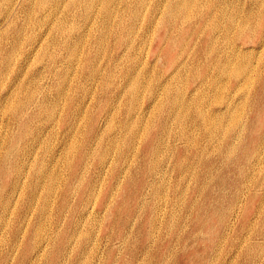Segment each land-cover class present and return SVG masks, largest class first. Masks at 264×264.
I'll list each match as a JSON object with an SVG mask.
<instances>
[{"label": "rangeland", "instance_id": "1", "mask_svg": "<svg viewBox=\"0 0 264 264\" xmlns=\"http://www.w3.org/2000/svg\"><path fill=\"white\" fill-rule=\"evenodd\" d=\"M7 1L0 0V54L9 56L15 27L22 25L24 30H21L17 38L19 41L16 43L14 55H10L8 70L6 68L4 76L6 78L3 77L5 81L2 80L3 85L0 84V165L7 161L14 164L18 161L20 165L22 159V162L29 164L30 171H33L35 161L42 160L40 149L46 144L49 155L45 164L50 175L46 176L47 187H38L37 196L30 202L27 201L26 190L32 177L25 175L27 166L20 169V172L13 168L11 170L10 178L13 180L17 174L21 180L18 188H11L7 178L0 179V264H30L29 259L32 258L36 245L44 246L43 251L47 254L40 249L33 264H116L131 255L135 256V260L140 264H149L148 261L154 260L161 264H264V236L257 238L251 232L222 233L221 238L218 234L219 226L215 225L212 234L207 230L208 223L214 226L220 218L218 213L210 210L208 201L217 197L222 200L224 207H227L229 201L228 195L222 198L223 188L219 186V182L225 180L227 187L228 180L241 179L243 175L237 173L241 154L252 153L251 145L254 149L258 148V141L250 142L251 130L256 126L258 118V111L253 108L252 100L259 89L258 77L264 73V41L257 34L252 35L253 38L251 35L240 38L238 26L241 25L247 30L249 27L257 29L264 26V2L260 4L259 0H238L237 4L223 5L216 0H191L192 5L188 11L191 19L183 22L184 29L169 26L168 31L172 35L166 43L161 40L159 44L157 39L162 35L159 26L158 29L154 27L150 34V30L148 33L144 31L147 6L142 8L139 21L133 26L130 22L133 10L131 0L122 3L124 12L120 19L121 24L119 28L114 29L113 34L119 31L114 35L116 39L127 38L128 42L124 45L121 55H124L125 59H135L133 68L136 71L139 68L145 70V78L151 82L150 87L142 88L138 96L140 109L137 114L138 118L142 117V121L139 123L134 116L136 125L131 133H128L129 128L124 129L119 123L124 117L119 109L120 103L111 107L105 102L113 97L108 89H104L106 81L109 80L107 74L111 76L110 79L114 77V82H118L126 68V65H121L122 61L112 60L113 35L107 37L106 44L97 47L95 44L94 47L99 50L94 55L97 56L94 63L99 73L92 78H85L86 73L80 72L77 58H83L88 41L81 39L84 46L80 45L75 49V56L70 57V63L64 56L59 59L57 54L60 48L55 43H48V37L44 35L49 25L34 26L30 22L34 14L31 13L30 18L25 19L27 13L19 10L20 2L22 7L26 5V9L33 10L37 0H29L26 3L23 0H10L11 4L15 2L12 17H8L5 12ZM179 1L169 2L176 4ZM69 10L67 0H60L55 21L59 16L61 23L64 19L63 25L60 24L62 33L65 30L70 32L72 26L71 20L64 18V14L69 13ZM165 11L164 8L157 12L154 25L165 16ZM210 12L216 14L214 26L211 25ZM196 14L202 17L198 19ZM229 15L234 18L231 22ZM200 20H203L202 30L199 29L195 36L189 35L186 32L190 29L188 23L197 25ZM52 21L53 19L51 23ZM115 23L114 21L113 24ZM33 33L39 39L35 48L25 54L28 35ZM210 33L214 37L212 41L205 38ZM41 38L42 44L39 41ZM53 38L58 40V31L53 32ZM229 43L237 49L236 52H247L243 66L248 68V88L245 90L246 82L243 79H240L236 86H232V77L216 80V76L212 77L217 84L216 89L204 86L201 89L193 88L202 77H207V71L201 68L203 62L208 64L214 57L209 53L206 58L204 50L209 46H214L216 51L219 48L225 49ZM162 46L167 47L169 51L167 58L161 53L155 58L157 56L152 54V49L157 47L160 52ZM179 53L182 54L179 59L182 63L185 62L184 68L179 78L172 77L173 84L170 83V86L181 87L184 98L191 96V100L195 99L192 103L194 109L206 113L223 109L224 103L229 102V113H238L239 117L238 121L232 122L229 134L216 132L209 136L206 128L194 122L195 114L181 121L171 119L167 122L166 129H163L160 126L162 119L159 110L148 107L151 100L153 104L157 100H163V93L157 89L173 71L172 61L169 60ZM51 55H57L55 62L51 61ZM85 56L92 57L90 54ZM177 62L174 63L175 66ZM18 68L22 74L18 72V83L13 84V74ZM51 68L56 70L51 71ZM20 83L21 86L17 88ZM29 91L35 96L34 100L46 99L47 109L52 107L53 117L46 119L42 112L39 118L20 128L12 108L22 100H25L26 107L33 108L30 100L26 98ZM71 104L76 111H73L71 118L63 120L64 114L70 116L71 109L68 106ZM106 104L113 110L116 109V116L105 119L100 124V145L109 143L108 138L112 136L116 140L113 143L115 148L106 151L104 165L98 169L97 156L102 148L98 144L95 147L93 129L98 124L95 119L104 114L102 112L105 110L102 108L106 107ZM99 109H102V112H99ZM89 116L93 117L94 121L88 132ZM25 129H37L38 137L33 140L31 148L23 146L26 140L24 138L17 140V144L12 147L10 142L13 135L16 137L17 133ZM155 133L158 134V141L148 148ZM224 139L237 143V149L227 152ZM83 144L94 146L95 150L86 156L84 166L78 167L76 161L72 162L76 166L75 169L77 168V177L70 173L68 166L74 153L73 149ZM120 151L122 158L117 159ZM226 155H229L228 160H225ZM251 158L252 166L246 172L251 177L247 186H252L258 196L255 202H252L249 215L242 218L241 224L248 225L256 221L257 230L263 231L264 209L262 210L261 206L264 207V152L260 150ZM208 163H211L210 167L207 166ZM47 188L49 196L45 200L43 197ZM193 202H197V206L189 205ZM254 209L260 210L259 214L262 212L260 218ZM76 233L78 234L75 235ZM217 245H220L218 249Z\"/></svg>", "mask_w": 264, "mask_h": 264}, {"label": "bare ground", "instance_id": "2", "mask_svg": "<svg viewBox=\"0 0 264 264\" xmlns=\"http://www.w3.org/2000/svg\"><path fill=\"white\" fill-rule=\"evenodd\" d=\"M27 1H29V0H23V2H25V3ZM169 1L171 2V0H152L151 2H150V0H131V4L133 5V7H132L133 10H132V15H131L132 19L130 20L131 24L133 26H135L138 23L140 14L143 11L142 8L147 6V9L145 10V14H144L146 16L145 21L143 23L144 31L146 33H148L147 31L150 30V32L148 33V34H150L152 32V30L154 29V27L157 28L159 26V29L161 28L162 35H160V37L157 39V42L159 44V42L161 40H163L166 43L168 41V39L170 38V36L172 35V33H170V31H168L169 26L170 27L176 26V27H179L181 30H183L184 29L183 22L189 21L191 19L190 14L188 12L189 8L192 5L191 0H180L176 4L170 3ZM216 1L220 2L223 5L231 4V3L237 4V2H238V0H216ZM250 1H252V0H250ZM7 2L8 3L6 5L7 8H6L5 12H7L6 15L8 17H12L11 13L13 12V8L15 7L14 6L15 2L13 1L12 4L10 3V0H8ZM127 2H128V0H67V5H68V7H70V10H69V13L64 14V16H65L64 18L65 19L69 18L71 20L70 22H72V26L69 29L70 32L65 30L63 33L61 32L62 27L60 26V24L63 25L64 19H62V23H61V18L59 16L57 18V20L55 21L56 13L58 12L60 0H37L36 8H34L33 10L32 9H26V5L24 7H22V2H20L19 3V10L22 13L23 12L27 13L26 17H24L25 19L26 18L29 19L31 16V13L34 14L33 18L31 17L32 20L30 21L34 26L44 27V26L49 25L46 32L44 33V35H46L48 37V43H50V42L55 43L56 46L58 48H60V49H58L60 51L57 54L59 56V59L64 56L63 58H65V59L67 58L68 63H70V57L75 56V49L80 45H81V47L84 46L81 39H85L86 41H88V46L85 50V54H84L83 58L82 57L77 58V60L79 61V64H80V66H79L80 72L82 74L86 73L84 75L85 78H87V77L92 78V76L94 77L99 73V71L97 70L96 65L94 63V58L97 57V56L94 57V55L97 54V52L99 50V48L97 49L94 47L95 44H96V47L100 46L101 44H106V40L111 35H113V40H114L113 53H114V56H113L112 60L116 61V62L122 61L121 65H126L125 66L126 68L124 71H122V73H121L122 75H120L118 82H114V80H113L114 77H112L110 79L111 76L109 74H107V76L109 77V80L106 81L104 89H108L109 93L113 97L110 100L105 101V102H107L109 105H111V107H114L115 104L120 103L119 109L122 110L124 117L119 121V123L121 126H123L124 129L129 128L128 133H131L133 126L136 125L134 116L137 117V120L139 121V123H140V121H142V119H140L142 117L138 118V114H137L138 110L140 109L138 106V102H139L138 96H139L142 88L150 87L151 82H149L145 78V73H146L145 70H142L139 68L136 71L133 68V67H135V63H134L135 59H132L131 57H128L127 59H125L124 55H121V53H123L124 45H126V43L128 42L127 38L122 37V39H119V38L116 39L114 35L118 34L116 32H119V31H116L113 34L114 29L116 27L119 28V24H121L120 19H122V14L124 12V9L121 7V4L122 3L125 4ZM168 2H169V4H167ZM263 2H264V0H259L260 4H262ZM45 4H48V5H45ZM203 4H204V2H203ZM250 5H251V3H250ZM223 7H225V6H222V8ZM237 7H239V6H237ZM164 8L166 10L165 16L162 19L157 20V24L154 25L153 21L155 19L157 12L159 10H164ZM215 8H213V9H215ZM192 14H195V13H192ZM221 15H223V14H221ZM201 17L202 16L197 15L198 19H200ZM211 17H212L211 25L214 26V22L217 19L215 12L211 13ZM232 18L233 17L231 15H229V19H230L229 21L230 22L232 21ZM52 19H53V21L51 23ZM77 20H80L82 23L79 24V22ZM114 21L116 22L115 24H113ZM202 21L203 20H200V22L197 25L189 22L188 25L190 26V29H189V31L186 30V32L189 35H194V36L196 34H198L199 29L202 30V24H203ZM22 22H24V21H22ZM50 23H51V25H50ZM81 27H84V28H81ZM238 27H239L238 28L239 29L238 36L240 38L250 37V35L254 36L255 34H257V36H259V38H261V40L264 41L263 40L264 39V26L258 27L257 29L255 27H253V28L249 27L248 30L243 29V27L241 25ZM5 28H7V27L5 26ZM215 28L216 27H214V29ZM21 30H22V25H19V26L15 27V29H14L15 36H13L14 41L11 45L12 47H10L9 56H4L3 54H0V84H2V80H4L3 77L5 76V73L8 70L7 66L9 65V61L11 58L10 55L13 54L14 49L16 47V43H17V41H19L17 38H18V36H20L19 34L21 33ZM55 31L59 32L58 40H55L53 38V32H55ZM232 31H234V30H232ZM230 33H232V32H230ZM28 36H29V38H28L29 41H28L27 47L24 50L25 54L30 53V51L35 48V45L37 44V39H39L38 37H36L35 33H33L32 35H28ZM253 36H252V38H253ZM22 37L23 36H21V38ZM212 37H213V35L210 33L205 38L207 40L211 39V41H212L214 38V37L213 38ZM41 40H43V39L41 38L39 41H41ZM39 41H38V43H39ZM42 42L43 41H41V44H42ZM230 42H232V40ZM259 43H261V42H259ZM17 46H19V45H17ZM161 49L162 50L160 52H159L160 49L159 48L157 49V47H156V49H152V54L155 56H157V55L159 56L161 53V55L164 54L165 55L164 57L167 58V56L169 54L167 47L162 46ZM164 49H166V50H164ZM236 50L237 49L233 45H231L230 43H229L228 47H225V49L219 48V49H217V51L215 50L214 46H209V48H206L204 50V56L207 58L209 53H211L214 56L209 61L208 64H206V62L204 61L202 66H201V68H203V71H207V77H205L207 79L202 77L199 80V82L193 88L197 87L198 89H201L204 86V87H209V88L214 87L216 89L217 84H215V82L213 81V79L216 76V80L218 78L221 79L224 77L225 78H231L232 77L234 79V85H232V86H236L238 84L239 80L243 79L246 82L244 85V88L246 90L249 86L248 82H247L249 77H248V74L246 73V70H248V68L243 66V62L246 59L245 56H247V52H245L243 54L240 51L236 52ZM86 54H90L92 57H86L85 56ZM35 55H36V53H35ZM57 55H51L50 56L52 62H55V60H57L56 59ZM179 55H182V54L179 53V54L175 55L174 58H171L169 60V62L172 61L173 71L167 79L163 80L161 86L159 87V89H157V90H160L161 93H163V95H164L163 100L161 102H159L157 100L155 104H153V101L151 100L150 103L148 104L149 108L152 107L151 109H158L159 110V113H160L159 116L162 119V121L160 122V126L163 127V129H166L167 122L169 120L177 119V120L181 121L183 119H189V118H191V116H193V114H195V119H193L194 122L195 123L197 122L202 127L206 128V133L209 134V136H212L216 132H221L223 134H229V132L232 128V122L239 120V117L237 115L238 113H231V112L229 113V107H230L229 102L224 101L225 103H224L223 109H219L218 111H212L211 113H206L202 110H199V109L195 110L194 109V105L192 103L195 102V99L191 100V96H189L188 98H186V97L184 98L183 92L181 91L182 90L181 87L170 86V83L173 84V82L171 81L172 77L177 76L179 78L180 73L182 74V71H183L182 68H184L183 65L185 62L182 63L181 59H179L180 58ZM158 56L155 58H158ZM232 56H234V57H232ZM31 61H32V58H31ZM176 61H178L177 66H175V64H174ZM125 62H126V64H125ZM20 65H22V64H20ZM6 68H7V70H6ZM52 68H51V71L56 70V69H52ZM208 68L210 69L209 71L207 70ZM11 69H12V67H11ZM199 70H200V68H199ZM18 72L20 74H22V71H20L19 68L16 70V72H14L13 76H15V78L12 81L13 84H16V82L19 79L17 77V75L19 74ZM102 74L105 75L106 73H102ZM212 77H214V78H212ZM4 78H6V77H4ZM174 81L176 82V80H174ZM258 81H259V83H258L259 89H258V92L256 94V97L252 100L253 108H255L258 111L256 113V117H258V118H256V120H257L256 126H254V128L251 130V138H250V142L251 141H258V148L254 149V146L251 145L252 153L250 152L248 154H246V153L241 154L242 157L239 158L240 160H239V165H238L239 170L237 171L238 175H240V176H241V174L243 175L241 179L234 178L235 180L234 179L228 180L227 181L228 182L227 187H226L225 180H222L219 182V186H221L223 188L222 198H224V197L226 198L227 195L229 197V201H227V207H224L222 200L217 199V197L213 198V200L208 201V203H210V210L212 212L218 213L220 215V218L216 221L217 224H214V226H213V224L209 225V223L207 222L208 223L207 224V230L212 234L214 232L213 229H214L215 225L219 226L218 234H220L221 238H222V233L238 234V233H244V232H246V233L251 232V234L255 235V237H257V238L264 236V230L263 231L257 230L256 221L250 222V223H248V225H242L241 224L242 218L249 215L250 211L252 210V208H251L252 202L254 203L255 200L257 199V196H258L256 194V191H254V188L252 186H247V182L250 180L251 177L249 175H247L246 172L252 166L253 159L251 157L254 156L256 154V152H258L260 150L264 152V73H262L258 77ZM17 85H18L17 86V88H18L19 86H21V83H20V85L19 84H17ZM12 86L13 85H11V87ZM230 86H231V83H230ZM10 90H12V88H10ZM34 97L35 96L33 95L32 92L26 94V98L28 100H30L29 102H30V104L33 105V108L26 107L25 102H24L25 100L20 101L14 108H12V111L15 114V119H18L17 122H18V126L20 128H22L24 125H26V123L31 122L32 120H36L37 118H39L40 113L42 114V112L44 113L43 115L46 117V119H50L52 116V107H51V109H47L46 99L45 98H39V99L34 100ZM153 97H155V96H153ZM108 104H106V107L102 108L103 110H105L104 112H102V109H99V112H102L104 114L99 115L95 119V122L98 124L93 129L94 130L93 135H94L95 147H97V144H98L102 148L100 151L101 153L97 156V163H98V167H99L98 169H101L102 166L104 165L103 159H104V156L106 155L105 154L106 151H108L111 148L112 149L115 148L113 143L115 142L116 138L114 136L108 138L109 143H106L104 146L100 145V136H99L100 124L105 119L113 118L114 116H116V113H115L116 109L113 110ZM97 106H99V108H100V103H98ZM68 108L71 109V114H70V116L64 114V117L62 118L63 120L71 118L73 116V111L74 110L76 111L73 104L69 105ZM107 109H108V111H107ZM134 112H135V115H134ZM227 114H228V116H226ZM147 116H148V114H147ZM147 116H146V118H147ZM225 119H227L226 122H225ZM93 121H94L93 117L89 116L90 128L88 129V132L92 128L91 123ZM110 121H112V120L110 119ZM54 122H55V119L51 123L54 124ZM250 124H251V122L249 121L248 125H250ZM152 125L154 126L155 123ZM150 128H151V126H150ZM93 130H92V132H93ZM87 135H89V134H87ZM157 135L155 133L153 135L152 139H150L151 141L149 140L150 142H149L148 148L150 146L154 145L158 141ZM37 137H38L37 129H33L31 131H30V129H25V130H22L21 132L17 133L16 137H14V135H13L10 144L12 147H14L17 144V140H22L24 138L26 140L23 142V146L25 148H31L33 140H35ZM224 140H225L224 148L227 152L228 151L233 152L237 149V143L227 141L226 139H224ZM146 145H147V142H146ZM95 147L90 146L88 144H83V145L79 146V148L73 149L74 153L71 156V160H70L69 166H68L71 170L70 173L72 172L73 174H75L78 177V171H76L77 168L75 169L76 166L73 165L72 162L76 161V165L78 167L84 166V164L86 163L85 162L86 156L91 151H94ZM40 150H41L40 156H41L42 160H40L39 162L35 161L33 171H30L29 164L25 161L22 162V159H20V162H21V163L19 162L20 165L18 164V161H17V164H14L12 162L7 161V162H5V164L0 165V179L1 178L9 179L8 185L11 188H18V186L21 183V180L18 179L17 174H15V177L13 178V180L10 178L12 168L14 170L16 169V171L20 172L19 171L20 169L22 170L23 168H26V166L28 167L25 175L29 174L30 177H32L30 182L27 184V190H26L28 202H30L32 199H35V197L37 196L38 187L46 186V184H47L46 179L48 178L46 176L50 175L49 170L47 169V166L45 164V160L47 159V157L49 155V149H48L47 145L45 144ZM120 153H121V151H120ZM117 155H118L117 159L122 158V153L120 155L119 154H117ZM21 156H24V155H21ZM227 158H229V155L225 156V160H228ZM105 161H106V159H105ZM22 163H24V164H22ZM207 166L210 167L211 163H208ZM76 176H74V177H76ZM81 176L82 175H80V179H81ZM232 188H234V189H232ZM236 188H238V189H236ZM227 191H229V192H227ZM44 193H45V197H43V198L45 199L49 196L48 195L49 194V188L45 189ZM21 195H23V194H21ZM216 203H218L217 207L215 206ZM197 204H198L197 202H193L192 204H189V205L190 206H197ZM45 205H47V204L45 203ZM45 205L43 207H45ZM261 208H262V210L264 209L263 206H261ZM9 211L11 212V210H9ZM253 211H255V213L257 214V217H259V218L261 217L262 212H261V214H259L260 210L254 209ZM160 219L161 218L159 217V220ZM130 223H132V222H130ZM255 223H256V225H255ZM262 224H264V210H263ZM3 225H1V226H3ZM158 225H159V223H158ZM150 227H152V226H150ZM39 228H41V227H39ZM1 231H2V229H1ZM77 234L78 233H76L75 235H77ZM152 235H153V233H152ZM74 237H76V236H74ZM84 237H86V236L84 235ZM35 238H37V237H35ZM69 238H71V237H69ZM73 239L75 241V238H73ZM14 240H15V238H14ZM68 241H69V239H68ZM31 242H33V241H31ZM72 243H73V241H72ZM48 244H49V242H48ZM219 247H220V245H217L216 249H218ZM43 248H44V246L41 247L40 245H38V246L36 245L35 249L32 248L34 251L32 254V258L29 259L30 264L34 263L37 255L40 253L39 252L40 249H42L41 252H44ZM44 254H45V252H44ZM43 259H45V257ZM148 262H149V264H161L159 261H156V260L148 261ZM116 264H140V262L135 260V256L131 255L130 257L124 258Z\"/></svg>", "mask_w": 264, "mask_h": 264}]
</instances>
